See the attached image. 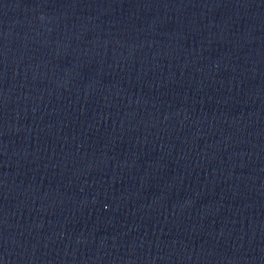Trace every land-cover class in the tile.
Listing matches in <instances>:
<instances>
[{"label":"water","instance_id":"water-1","mask_svg":"<svg viewBox=\"0 0 264 264\" xmlns=\"http://www.w3.org/2000/svg\"><path fill=\"white\" fill-rule=\"evenodd\" d=\"M0 264H264V0H0Z\"/></svg>","mask_w":264,"mask_h":264}]
</instances>
